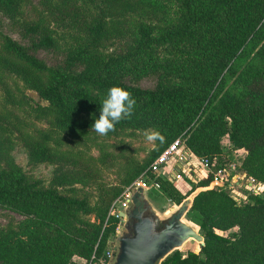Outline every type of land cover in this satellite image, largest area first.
Masks as SVG:
<instances>
[{
	"label": "trees",
	"instance_id": "obj_1",
	"mask_svg": "<svg viewBox=\"0 0 264 264\" xmlns=\"http://www.w3.org/2000/svg\"><path fill=\"white\" fill-rule=\"evenodd\" d=\"M180 1L184 13L171 24L162 22L169 12L152 0H107V11L119 15L109 19L105 13L83 19L75 9L56 6L69 28L58 33L50 18L19 20L21 0H0V9L17 23L31 47L57 49L64 38L68 63L85 64L82 76L49 66L0 31V85L9 76L20 79L44 101L34 102L20 88L16 92L4 86L0 205L23 218L14 228L0 231V264H79L75 257L103 254L118 224L109 215L111 204L141 175H156L148 171L151 162L179 137L199 159L221 155L227 137L234 148L245 151L242 169L264 184V0ZM132 12L160 17L157 23L130 21ZM111 39H126L129 46L123 54H105L102 48ZM161 46L180 53L165 65L176 79L157 89L114 79L151 70L149 52ZM113 85L125 88L135 100L130 124L159 134L147 158H129L116 184L95 183L94 200L78 188L43 187L27 176L9 151L15 133L34 159L87 161L82 153L56 145L63 134L77 139L89 134L93 122L81 113L99 115V103ZM44 121L47 128L36 125ZM211 180L205 176L190 189H199L189 211L200 216V251L183 256L175 250L161 264H264V195L239 203L227 191L212 188ZM161 188L178 202L185 198L169 180Z\"/></svg>",
	"mask_w": 264,
	"mask_h": 264
},
{
	"label": "rangeland",
	"instance_id": "obj_2",
	"mask_svg": "<svg viewBox=\"0 0 264 264\" xmlns=\"http://www.w3.org/2000/svg\"><path fill=\"white\" fill-rule=\"evenodd\" d=\"M161 6V11L169 12L164 24L177 23L180 21L183 7L180 0H152ZM56 6H68V10L75 9V12L81 17L91 19L96 15L103 13L110 15L109 18L118 17V14L107 11V0H21V10L19 20H28L41 22L45 18L53 20L52 26L58 33L67 32L66 28L60 21L61 12L56 9ZM80 12V14H79ZM160 15L141 14L140 12L130 13V21H142L145 23L158 22ZM0 31L30 49V51L43 60L49 66H59L69 71L75 76H82L85 69V64L76 63L70 65L67 61L65 51V40L60 39V47L57 49H40L33 48L27 38L21 35L20 28L17 23L10 18L8 14L0 9ZM129 43L126 39H111L102 48L105 54H123L128 48ZM150 57L154 60L151 70L145 73L130 71L123 76L114 78L116 81L144 89H157L167 82L176 79V74L166 68L168 60L178 58L180 53L175 50L171 53V48L168 46L154 47L149 52ZM6 85H9L14 91L20 88L27 96L32 98V101L44 103L38 94L32 90L24 88L20 79L10 77L6 79ZM5 84L0 85V106L5 97ZM18 92V91H16ZM96 115V114H95ZM98 115V114H97ZM81 116L88 122H94V115L82 112ZM131 116H127L118 122L116 129L112 133L99 135L89 127V134L84 138H72L67 134L61 135L60 143L56 145L62 150L70 152L82 153L87 161H80L78 164H68L66 162L43 161L34 159L29 148L21 140L18 133L13 137V144L9 147L11 156L16 163L24 170L31 179L38 180L43 187L55 186L59 190H65L69 187H75L84 191L91 200L93 199L95 183L105 182L108 184H116L120 181L124 174V165L129 158H134L137 161H144L149 155L151 149L155 145V140L148 141L147 134L154 133L150 127L136 128L133 127ZM36 125L40 128H47V123L37 122ZM223 154L229 156L235 163L242 162L245 152L231 149V143L227 137L223 139ZM234 153V154H233ZM177 166L174 162H170L162 172H158L154 176L146 178L140 176L137 180L141 187L145 190L147 199L151 202L155 210L164 215L167 209L173 207L174 204L180 205L185 199L189 198L193 192L190 189L196 185L203 177L206 176L203 165L195 155H191L187 165L184 168H179L181 178L176 179L172 174ZM62 179L74 184L62 183ZM77 180H82L84 183H79ZM169 180L172 185L178 189L185 198L178 202L177 198H172L161 188V182ZM133 182V183H134ZM132 183V184H133ZM228 193H233L227 189ZM239 200V203L248 202L252 194L246 188H238L237 192L233 193ZM238 202V201H237ZM23 217L17 212L9 209L5 205H0V231L10 230L15 227L16 221ZM200 216L196 211H187L183 220L190 224L199 234L201 231L197 225ZM236 229V228H235ZM200 242L196 239L187 240L184 245L178 249L179 253L186 256L189 251L199 252Z\"/></svg>",
	"mask_w": 264,
	"mask_h": 264
},
{
	"label": "water",
	"instance_id": "obj_3",
	"mask_svg": "<svg viewBox=\"0 0 264 264\" xmlns=\"http://www.w3.org/2000/svg\"><path fill=\"white\" fill-rule=\"evenodd\" d=\"M198 191L161 215L147 199L144 188L138 186L128 207L121 213L126 220L125 229L116 237L112 264H161L187 240L193 238L203 243V236L183 220Z\"/></svg>",
	"mask_w": 264,
	"mask_h": 264
},
{
	"label": "built area",
	"instance_id": "obj_4",
	"mask_svg": "<svg viewBox=\"0 0 264 264\" xmlns=\"http://www.w3.org/2000/svg\"><path fill=\"white\" fill-rule=\"evenodd\" d=\"M231 149H237L238 151L245 152L243 148H234L232 145ZM236 152L237 151L234 150V153ZM191 155L193 154L187 149L184 138L179 137L155 157V159L151 162L148 171L157 174L158 172H162L170 162H174L177 167L174 171H172V175L176 179L181 178L180 173L177 171L179 168H184L187 165ZM197 159L199 158L197 157ZM199 161L203 165L206 176L211 175L212 188L225 191L229 189L233 193L237 192L238 188H246L252 196L264 195V184L248 175L242 169V162L235 163L229 156H225L223 152L221 155L214 156L212 159L203 158L199 159ZM138 181L125 188L121 195L111 204L109 215L115 216L118 219V224L115 236L112 240L108 241L104 253L101 255L93 254L90 259L75 257L79 264L113 263L117 247L116 237L125 229L124 225L126 220L121 216V213L128 207L130 199L137 187L141 186ZM233 193L229 194L239 202L238 198Z\"/></svg>",
	"mask_w": 264,
	"mask_h": 264
},
{
	"label": "clouds",
	"instance_id": "obj_5",
	"mask_svg": "<svg viewBox=\"0 0 264 264\" xmlns=\"http://www.w3.org/2000/svg\"><path fill=\"white\" fill-rule=\"evenodd\" d=\"M99 115H94V122L91 124V130L99 135H106L113 130L115 124L122 118L131 115L135 100L130 93L119 85L109 87L102 101L99 103ZM159 134H147L146 139L151 141L157 138ZM162 140L163 137L159 136Z\"/></svg>",
	"mask_w": 264,
	"mask_h": 264
}]
</instances>
